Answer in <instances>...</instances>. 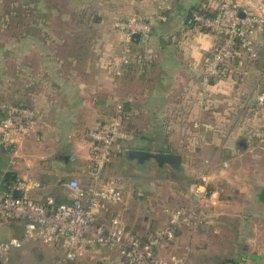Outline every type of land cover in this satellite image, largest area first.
<instances>
[{"label":"crops","instance_id":"0c3cea01","mask_svg":"<svg viewBox=\"0 0 264 264\" xmlns=\"http://www.w3.org/2000/svg\"><path fill=\"white\" fill-rule=\"evenodd\" d=\"M39 2L34 0L33 4ZM200 2L86 0L89 16L84 31L57 32L51 26L54 18H35L26 30L24 15L17 16V31L3 34L0 79L6 81L0 95L4 102L28 106L41 117L16 158L0 148V172L35 178L40 184L33 194L37 201L53 197L59 203H68L66 182L90 183L86 171L87 131L106 122L116 104H122L128 110L131 134L148 137H131V149L170 150L181 156L178 169L190 182L173 197L188 212H202L204 221L197 228L181 227L179 238L194 248L207 245L211 234L217 237L224 233L232 249L239 246L242 250L235 264H257L264 253V248L261 253L257 249L264 245V142L247 141L241 122L233 124L231 120L219 134L207 128L216 119L223 120L230 106L226 98L233 87L224 81L209 86L203 82V64L216 38L197 26L186 25L190 10ZM24 5L15 0L10 9H24ZM236 5L240 11L264 18V0H236ZM14 14L9 17L13 19ZM134 14H164L168 19L156 23L147 42L132 43L136 52H148L150 62L130 66L122 78L113 81L108 70L128 46L114 23ZM4 22L11 23L9 18ZM161 35L169 36L167 44L159 42ZM255 35L260 37V30ZM230 72L244 97L255 99L264 94L263 56L255 64L243 59ZM177 112L181 117L178 121L173 119ZM254 119L264 128V108ZM193 123H199L200 128H193ZM243 139L245 149L239 146ZM62 154L73 160L58 159ZM115 160L124 158L113 159L112 163ZM126 204L114 209L120 213L123 208L119 207ZM169 212L164 209L162 216L156 214L151 229L166 226ZM203 228L207 234L201 232ZM191 229L199 231L190 234ZM159 255L162 257L160 251ZM185 256L182 258L188 262ZM227 261L224 263L229 264Z\"/></svg>","mask_w":264,"mask_h":264},{"label":"built area","instance_id":"2783aa9c","mask_svg":"<svg viewBox=\"0 0 264 264\" xmlns=\"http://www.w3.org/2000/svg\"><path fill=\"white\" fill-rule=\"evenodd\" d=\"M200 1L199 9L192 14L193 22L216 38L203 64V82L209 86L212 82L224 81L233 87L232 94L226 98L230 106H227L223 120L216 119L207 128L219 134L231 120L233 124L241 122L247 141L264 142V128L255 124L254 119L264 108V94L255 99L244 97L238 88L239 82L230 72L237 62L244 59L255 64L262 56V44L257 41L255 32L260 30L264 18L240 11L236 0ZM167 19L164 14L147 17L134 14L114 23V28L123 34L128 46L108 70L111 80L122 78L125 69L134 64L144 66L150 62L148 52L142 54L132 49L131 37L134 34L150 35L157 22L164 23ZM4 82L0 79V87ZM0 110L5 113L0 120V148L7 149L16 158L20 146L34 134L41 115L8 102L0 104ZM124 115V106L116 104L114 113L106 122L87 131L89 156L86 171L90 183L84 186L78 180L66 182L68 203H59L53 197L35 200L33 194L40 184L31 176L17 177L11 184H6L0 177V225L27 222L28 239H38L61 250L62 258L56 264L76 261L98 247L117 249L126 264H181L175 256L163 259L159 248L165 242H173L181 227L200 226L204 221L202 212L192 214L184 208L170 211L168 224L148 238L136 237L119 217L113 216L107 222L102 220L125 198L121 180L108 169L112 155L125 151V144L131 139L125 130ZM193 128L199 129V123H193ZM188 135L192 136V133L188 132ZM20 246L18 240L0 242V264H9L12 250Z\"/></svg>","mask_w":264,"mask_h":264},{"label":"rangeland","instance_id":"374dc122","mask_svg":"<svg viewBox=\"0 0 264 264\" xmlns=\"http://www.w3.org/2000/svg\"><path fill=\"white\" fill-rule=\"evenodd\" d=\"M14 1L3 0L0 2V54L2 44L5 42L3 34L17 31V16L22 17L24 15L26 30L31 28L35 18H54L51 26L57 32L84 31L88 27L86 16H89V13L86 0H40L37 5L33 4L34 0H21L25 4V8L11 10L10 3ZM38 6H41L42 9H39ZM12 12L15 13L13 19L9 17ZM7 18L10 19L11 23L4 22ZM257 39L262 44L261 36ZM2 75L3 72L0 71V77ZM2 87L3 85L0 90ZM1 98L0 95V104L4 102ZM162 137L159 135L160 139ZM175 140L177 139L175 138ZM108 169L112 175L121 180L125 190L123 203L127 202V204L119 207L123 208L120 213L113 206L103 217V221L107 222L113 216L119 217L128 231L138 238H146L155 232L154 228L151 229V227L156 214L162 216L164 209H169L172 212L182 208L175 202L173 195L190 181L184 177L179 169L176 170L170 166L159 167L154 162L138 166L125 160H115L111 166H108ZM199 169L200 167L197 170ZM113 209L116 213H113ZM193 231L199 230L191 229L188 232L191 234ZM201 232L207 234V230L204 228ZM176 233L173 242H165L159 248L163 259L169 260L175 256L181 260V264H226L224 263L226 260L236 262L239 260L238 253H241L242 250L239 246L232 249L227 244L224 233L217 235V237L211 234L207 245L194 248L185 245L184 238H179V232ZM10 240L20 241L21 246L12 250L9 264H56L62 258V252L58 247L45 245L38 239H28L25 227L20 221L10 225H0V242ZM263 248L264 245L257 249L261 253ZM261 254H263L261 260L257 264H264V253ZM184 255L188 256V262H184L182 258ZM248 263L240 262V264ZM62 264H126V262L117 249L98 247L76 261L63 262Z\"/></svg>","mask_w":264,"mask_h":264},{"label":"water","instance_id":"95a60500","mask_svg":"<svg viewBox=\"0 0 264 264\" xmlns=\"http://www.w3.org/2000/svg\"><path fill=\"white\" fill-rule=\"evenodd\" d=\"M241 16H244L241 14ZM261 38H262V56L264 58V19L260 26ZM149 40V35L134 34L131 37V43L139 44L140 42H147ZM159 42L161 44H167L169 42V36L161 35L159 36ZM239 146L243 149L247 147L246 140H241ZM5 152V148H1ZM119 156L123 157L125 161L136 164L138 166H143L147 163L154 162L159 167L170 166L174 169H178L181 165V156L175 153L169 152H152L138 149H126L125 151L118 153ZM58 159L67 161L68 159L73 160V157L66 155H59ZM229 264H235L234 261L228 260Z\"/></svg>","mask_w":264,"mask_h":264},{"label":"trees","instance_id":"16d2710c","mask_svg":"<svg viewBox=\"0 0 264 264\" xmlns=\"http://www.w3.org/2000/svg\"><path fill=\"white\" fill-rule=\"evenodd\" d=\"M199 9V6H196V7H194L193 9H191L190 10V12H189V14H188V16H187V19H186V25H188V26H190V27H193V26H196V24L193 22V18H192V14H193V12L194 11H196V10H198ZM257 63V62H256ZM15 105H18V106H23V107H26V108H29V109H31L30 107H28V106H24V105H19V104H16L15 103ZM124 111H125V115H124V122H125V130H126V132L130 135V138L131 137H136V138H138V139H146V138H148L147 136H143V135H141V134H134V135H132L131 134V132H130V129L128 128V124H127V116H126V114H127V112H128V110H127V107L125 106L124 107ZM4 115H5V113H4V111L3 110H0V120L4 117ZM172 119V118H171ZM173 119L174 120H176V121H178V120H180L181 119V117H180V113L179 112H177L176 113V115L174 114V117H173ZM131 140V139H130ZM130 143V141H128L126 144H125V148H127V149H131V146L132 145H130L129 144ZM145 150H148V151H151V149L150 148H144ZM163 152H171L170 150H167V151H163ZM119 157H121V156H119V154L118 153H114L113 155H112V157H111V162L109 163V166H111V163H112V161H113V159H118ZM0 177H3L4 178V182L6 183V184H11V183H13V182H15L16 181V179H17V177L15 176V174H14V172L13 171H7V172H0ZM13 222H16V221H13ZM12 222V223H13ZM22 223H23V225H24V227H25V230H26V233H27V222H25V221H21ZM11 223V224H12ZM10 225V224H9Z\"/></svg>","mask_w":264,"mask_h":264}]
</instances>
